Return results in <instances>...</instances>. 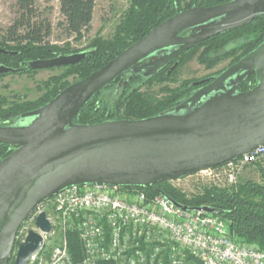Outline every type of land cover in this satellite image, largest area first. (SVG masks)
Segmentation results:
<instances>
[{
	"label": "water",
	"instance_id": "1",
	"mask_svg": "<svg viewBox=\"0 0 264 264\" xmlns=\"http://www.w3.org/2000/svg\"><path fill=\"white\" fill-rule=\"evenodd\" d=\"M260 16L264 0H230L180 10L45 105L0 125V143L13 147L0 161V264L9 263L17 232L34 207L69 186L153 188L157 182L193 175L264 145V41L218 76L195 81L194 86H203L172 111L143 119L74 122L92 95L126 71L154 75L184 51ZM0 51L12 53L1 46ZM90 53L88 49L59 54L20 68L0 65V73L70 66ZM254 73L256 86L241 91L243 81ZM192 210L214 213L206 206ZM37 226L51 230L45 212ZM41 245V235L30 231L15 264H28Z\"/></svg>",
	"mask_w": 264,
	"mask_h": 264
},
{
	"label": "trees",
	"instance_id": "2",
	"mask_svg": "<svg viewBox=\"0 0 264 264\" xmlns=\"http://www.w3.org/2000/svg\"><path fill=\"white\" fill-rule=\"evenodd\" d=\"M97 1L59 0L61 19L56 24L42 14L37 0L15 1L14 17L0 31L1 48L12 53L0 51V65L20 68L25 62L59 54L88 49L91 53L79 63L63 66L62 73L43 81L45 90L37 99L29 100L25 95L17 94L12 99L0 96V125H6L20 118L21 114L45 105L69 84L101 68L180 10L214 6L230 0H129L128 8L110 37L97 36L83 49L72 47L70 41L64 45L51 41L55 32L60 33L59 38L83 39L91 29ZM188 33L183 31L181 34ZM263 41L264 16H260L243 27L212 36L184 51L154 75L146 77L140 70L126 71L92 95L78 111L74 122L92 124L116 119H143L172 111L194 93L196 87L193 83L199 80L184 79L178 85H172L181 67L193 59L206 69H214L227 59H231L229 65H232ZM36 71L38 69H28L18 74ZM6 75L0 73V78ZM70 77L74 80L70 81ZM256 84L254 73L243 81L240 90H250ZM12 151L11 145L0 143V161ZM253 164L258 166L262 182L240 177L235 185L204 184L191 195L171 180L157 182L153 188H138L145 190L150 197L167 195L189 210L209 207L214 210V215L227 223L229 232L237 242L256 244L264 250V167L261 161ZM68 237L72 255L76 259L81 258L83 248L77 234L71 232Z\"/></svg>",
	"mask_w": 264,
	"mask_h": 264
},
{
	"label": "built area",
	"instance_id": "3",
	"mask_svg": "<svg viewBox=\"0 0 264 264\" xmlns=\"http://www.w3.org/2000/svg\"><path fill=\"white\" fill-rule=\"evenodd\" d=\"M258 161H264V145L183 178L223 177L235 185L243 169ZM43 212L51 223L48 232L37 226ZM30 231L41 235L42 245L28 264H264V250L237 242L220 217L184 210L164 195L150 197L138 187L75 185L40 202L19 228L8 264H15ZM71 232L83 248L79 259L70 251Z\"/></svg>",
	"mask_w": 264,
	"mask_h": 264
},
{
	"label": "rangeland",
	"instance_id": "4",
	"mask_svg": "<svg viewBox=\"0 0 264 264\" xmlns=\"http://www.w3.org/2000/svg\"><path fill=\"white\" fill-rule=\"evenodd\" d=\"M15 1L0 0V31L12 21ZM129 3V0H98L93 14L91 29L83 39L76 41L73 39L59 38L60 33L55 32L51 37V41L60 45H64L67 41H70L72 47L83 49L97 36L110 37L123 12L128 8ZM37 4L42 14L49 17L53 24H56L61 19L59 0H37ZM230 60L227 59L214 69H206L204 65L200 64L196 59H193L180 68L176 75V81L172 85H178L184 79H200L219 72L229 66ZM63 70V67H56L41 68L35 73L30 74L9 73L0 78V96L12 99L13 95L17 94L25 95L29 100L37 99L45 90L43 81H46L53 75L62 73ZM69 80L73 81L74 78L70 77ZM14 122L16 121H10L7 124ZM262 163L264 167V161ZM199 177L201 179L197 176L182 178L174 180L173 183L188 195L197 192L204 184L214 183L223 186L227 185L223 177L216 180ZM240 177L262 182L260 171L256 164L246 166L241 172L239 179Z\"/></svg>",
	"mask_w": 264,
	"mask_h": 264
},
{
	"label": "flooded vegetation",
	"instance_id": "5",
	"mask_svg": "<svg viewBox=\"0 0 264 264\" xmlns=\"http://www.w3.org/2000/svg\"><path fill=\"white\" fill-rule=\"evenodd\" d=\"M229 66H230V65H229ZM229 66H228V67H229ZM226 68H227V67H226ZM226 68H225V69H226ZM225 69H223V70H225ZM223 70H222V71H223ZM222 71H221V72H222ZM221 72H220V73H221ZM220 73H218V74H212V75H210V76H208V77L218 76ZM204 78H207V77H204ZM204 78H202V79H204ZM199 80H201V79H199ZM196 81H198V80H196ZM202 86H203V85L195 86V87H196V88H195V91H196L197 89H199L200 87H202ZM240 87H241V86H240ZM239 89H240V88H239ZM195 91H194V92H195Z\"/></svg>",
	"mask_w": 264,
	"mask_h": 264
}]
</instances>
